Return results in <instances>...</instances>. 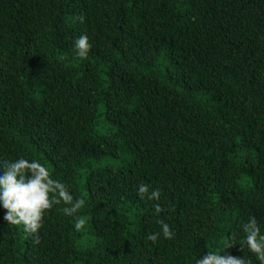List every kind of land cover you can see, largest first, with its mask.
Here are the masks:
<instances>
[{
    "label": "trees",
    "instance_id": "trees-1",
    "mask_svg": "<svg viewBox=\"0 0 264 264\" xmlns=\"http://www.w3.org/2000/svg\"><path fill=\"white\" fill-rule=\"evenodd\" d=\"M0 264H264V0H0Z\"/></svg>",
    "mask_w": 264,
    "mask_h": 264
}]
</instances>
